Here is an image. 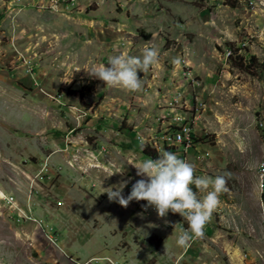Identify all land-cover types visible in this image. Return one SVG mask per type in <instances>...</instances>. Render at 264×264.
<instances>
[{
  "label": "rangeland",
  "instance_id": "obj_1",
  "mask_svg": "<svg viewBox=\"0 0 264 264\" xmlns=\"http://www.w3.org/2000/svg\"><path fill=\"white\" fill-rule=\"evenodd\" d=\"M0 15V264H264V0H0ZM146 46L140 91L88 74ZM176 114L193 144L167 150L231 175L185 247L179 214L102 192L129 180L127 196Z\"/></svg>",
  "mask_w": 264,
  "mask_h": 264
},
{
  "label": "clouds",
  "instance_id": "obj_2",
  "mask_svg": "<svg viewBox=\"0 0 264 264\" xmlns=\"http://www.w3.org/2000/svg\"><path fill=\"white\" fill-rule=\"evenodd\" d=\"M158 59V48L146 46L141 56L127 53L109 56L107 66L101 64L87 71L110 88L120 87L129 92H137L143 87L138 71L146 72ZM172 62L178 65L180 58L175 57ZM132 166L140 179L132 183L127 196L123 194V189L129 180L104 188L102 192L107 193L108 199L123 207H127L133 200H144L147 202L145 207H153L161 218L166 217L169 211L179 214L186 221L187 228L179 229L176 239L178 246L185 247L190 241L202 238L205 225L210 222L220 203L219 196L228 191L230 173L197 177L193 164L163 149L157 158L141 159ZM113 173L123 175L124 170ZM197 190L203 195L198 196Z\"/></svg>",
  "mask_w": 264,
  "mask_h": 264
},
{
  "label": "built area",
  "instance_id": "obj_3",
  "mask_svg": "<svg viewBox=\"0 0 264 264\" xmlns=\"http://www.w3.org/2000/svg\"><path fill=\"white\" fill-rule=\"evenodd\" d=\"M229 54V52L227 53ZM182 75L184 78H192L194 80V77L191 74L190 66H186V68L183 70ZM182 100V95L180 92L177 93V98L175 100V103H180ZM201 106V103H198L196 105L197 111H199V108ZM173 122L172 125H174V128L171 129L169 133H166L162 136H155L153 141V146H159V150L167 149V147H171L173 145L177 144H184L185 147H189L193 144V136L190 133V129L185 125V118L182 116V114H176L172 117ZM161 139V140H160ZM156 140L159 142L157 145ZM261 178H264V162H262V168H261Z\"/></svg>",
  "mask_w": 264,
  "mask_h": 264
},
{
  "label": "trees",
  "instance_id": "obj_4",
  "mask_svg": "<svg viewBox=\"0 0 264 264\" xmlns=\"http://www.w3.org/2000/svg\"><path fill=\"white\" fill-rule=\"evenodd\" d=\"M0 17H1V15H0ZM235 54H236L235 49H231V50L229 51V54L227 55V58H228L230 61L233 60V59H236ZM239 59L244 60L243 57H240ZM252 59H254V57H253V56H250V57H249V61H251ZM244 61H245V62H244V66H241V68H243V69H245V70L251 69L250 66H247V63H249V62H246V60H244ZM167 149H168V148H167ZM167 149H166V150H167ZM167 151H168V150H167ZM143 153H144L148 158H153V159L157 158V156H158V154H159V153H157V151H155L153 148H149V147H143ZM263 194H264V189H263Z\"/></svg>",
  "mask_w": 264,
  "mask_h": 264
},
{
  "label": "bare ground",
  "instance_id": "obj_5",
  "mask_svg": "<svg viewBox=\"0 0 264 264\" xmlns=\"http://www.w3.org/2000/svg\"><path fill=\"white\" fill-rule=\"evenodd\" d=\"M264 154V153H263ZM262 162H264V159H263V161ZM261 168H262V163L260 164V166H259V178H260V180H261V186L263 187L264 186V178H261ZM0 196L3 198L4 196H3V194L2 193H0Z\"/></svg>",
  "mask_w": 264,
  "mask_h": 264
},
{
  "label": "crops",
  "instance_id": "obj_6",
  "mask_svg": "<svg viewBox=\"0 0 264 264\" xmlns=\"http://www.w3.org/2000/svg\"><path fill=\"white\" fill-rule=\"evenodd\" d=\"M163 245V244H162ZM117 264V263H116Z\"/></svg>",
  "mask_w": 264,
  "mask_h": 264
}]
</instances>
